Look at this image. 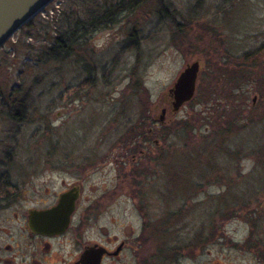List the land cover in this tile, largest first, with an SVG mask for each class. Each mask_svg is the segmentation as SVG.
Here are the masks:
<instances>
[{
    "label": "rangeland",
    "instance_id": "obj_1",
    "mask_svg": "<svg viewBox=\"0 0 264 264\" xmlns=\"http://www.w3.org/2000/svg\"><path fill=\"white\" fill-rule=\"evenodd\" d=\"M65 2H51L32 20L36 26L25 24L0 49V117L8 116L5 96L18 90L27 98L25 117L49 118L58 125L53 130L41 122L28 124L24 148L49 149L57 140L64 150L116 149L133 132L131 122L161 114L179 73L202 58L206 69L195 96L173 116L170 135L155 146L149 190L155 264H263L264 122L252 121L219 143L212 103L206 100L213 101L218 28L231 37L235 50L258 49L264 0H167L168 18L149 1L121 14L110 27L91 32L84 50L67 60L44 61L45 31ZM131 33L139 50L130 46ZM27 44L35 49L29 52ZM198 116L201 121L195 122ZM7 126L0 121V148L14 133ZM228 181V199H239L232 207L217 200Z\"/></svg>",
    "mask_w": 264,
    "mask_h": 264
},
{
    "label": "flooded vegetation",
    "instance_id": "obj_2",
    "mask_svg": "<svg viewBox=\"0 0 264 264\" xmlns=\"http://www.w3.org/2000/svg\"><path fill=\"white\" fill-rule=\"evenodd\" d=\"M214 39V135L228 140L250 122H264V37L258 49L239 51L221 28ZM199 60L198 78L206 69ZM172 102L158 117L131 122L130 137L110 150H64L57 140L49 149L24 148L28 124L58 125L0 117L14 131L0 148V264H155L149 190L155 146L181 109L174 112Z\"/></svg>",
    "mask_w": 264,
    "mask_h": 264
},
{
    "label": "trees",
    "instance_id": "obj_3",
    "mask_svg": "<svg viewBox=\"0 0 264 264\" xmlns=\"http://www.w3.org/2000/svg\"><path fill=\"white\" fill-rule=\"evenodd\" d=\"M149 1H154L160 16L166 18L171 16L172 12L167 0H66L59 15H55L51 21L52 23L48 24V28L45 31L44 37L48 43L40 48L44 61L67 60L75 51L84 50L87 38L91 32L102 27H110L118 22V17L121 14L132 13ZM27 25L30 27L36 26L34 21H30ZM177 26L181 28L180 23H177ZM129 39L131 40L130 46L139 50V42L136 35L133 33L129 34ZM26 49L30 52L35 48L31 44H27ZM205 54L207 53L205 52ZM18 92V90H12L5 96L8 102L6 107L8 116H24L23 113L26 109L24 103L27 98L18 96ZM206 103L211 104L212 101L206 100ZM198 117L195 122L201 121V118ZM204 119H207V117ZM183 125L187 127L189 123L184 122ZM193 130L192 128L191 131ZM208 138L209 134H207L205 140ZM223 142H225L223 139L219 141V143ZM215 147L216 143L211 148ZM262 147L264 145L260 146V148ZM219 179L224 181V175L220 174ZM230 191L231 183L229 182L224 193L217 196L218 202L227 207L234 206L239 199L238 197L228 199Z\"/></svg>",
    "mask_w": 264,
    "mask_h": 264
},
{
    "label": "water",
    "instance_id": "obj_4",
    "mask_svg": "<svg viewBox=\"0 0 264 264\" xmlns=\"http://www.w3.org/2000/svg\"><path fill=\"white\" fill-rule=\"evenodd\" d=\"M54 0H0V49L25 24ZM201 62L188 63L179 73L168 93L173 97V111L191 101L196 93Z\"/></svg>",
    "mask_w": 264,
    "mask_h": 264
}]
</instances>
